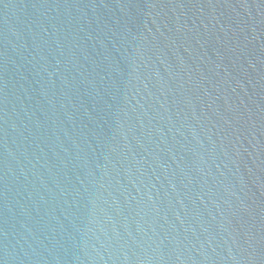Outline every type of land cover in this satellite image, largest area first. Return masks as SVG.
Returning <instances> with one entry per match:
<instances>
[{"label": "water", "instance_id": "obj_1", "mask_svg": "<svg viewBox=\"0 0 264 264\" xmlns=\"http://www.w3.org/2000/svg\"><path fill=\"white\" fill-rule=\"evenodd\" d=\"M0 264H264V0H0Z\"/></svg>", "mask_w": 264, "mask_h": 264}]
</instances>
